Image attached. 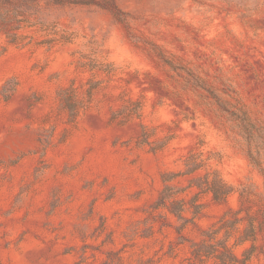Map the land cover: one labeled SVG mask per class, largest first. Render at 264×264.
I'll use <instances>...</instances> for the list:
<instances>
[{
    "label": "rangeland",
    "instance_id": "obj_1",
    "mask_svg": "<svg viewBox=\"0 0 264 264\" xmlns=\"http://www.w3.org/2000/svg\"><path fill=\"white\" fill-rule=\"evenodd\" d=\"M117 2L124 21L58 9L52 33L25 25L19 44L0 26V264H184L189 240L227 205L203 196L183 243L171 214L164 226L158 216L152 236L147 227L162 174L182 169L192 149L214 152L227 181L264 190L236 123L191 81L202 76L264 125V0ZM72 85L93 90L74 122L58 97ZM125 106L141 116L114 120ZM144 128L150 145L140 143Z\"/></svg>",
    "mask_w": 264,
    "mask_h": 264
},
{
    "label": "trees",
    "instance_id": "obj_2",
    "mask_svg": "<svg viewBox=\"0 0 264 264\" xmlns=\"http://www.w3.org/2000/svg\"><path fill=\"white\" fill-rule=\"evenodd\" d=\"M87 8L89 11L102 10L111 13L116 20L124 21L126 13L118 6L117 0H0V26L8 37L10 43H23L26 35L19 29L40 26V29L52 33L55 21L51 19L58 9L65 11L68 8ZM120 15V16H118ZM192 85L202 90L203 96L210 99L219 111L226 114L240 129L241 135L249 144L248 155L251 163L259 169L264 176L262 150L264 149V125L252 116L246 104L234 96L224 97L221 93L207 86V80L200 75L191 73ZM11 81H7V84ZM7 85L3 86L2 94L6 100L10 99ZM14 89V88H13ZM13 91V90H11ZM62 109L67 112L68 120L74 122L83 110H87L93 99V90H80L72 85L62 87L58 91ZM236 99V100H235ZM125 106L124 110L113 115L114 120L134 118V114ZM138 117L141 113H136ZM151 134L144 128L140 143L151 144ZM174 138L173 134L162 142L151 147L159 150ZM200 145H202L200 143ZM199 148V147H198ZM263 148V149H262ZM217 157L214 152L206 153L200 149L190 150L184 159V167L179 170H167L162 174L164 187L158 198L151 205L150 224L147 227V236L154 234L155 225L162 216L163 226L166 221L171 223L169 214L175 216L179 225L175 228L185 240L183 230L203 213L206 201L203 196L219 204H226L227 209L208 228L201 230L199 240L190 241V254L185 258L184 264H260L254 259H264V190L259 185L241 184L237 186L227 181L219 168L212 164ZM185 178L188 183L178 185ZM188 192H192L190 198ZM237 195V207L230 205V198ZM191 212V216L187 212ZM158 216H160L158 218ZM166 219V221H165ZM173 225V224H170ZM250 242L249 246H245ZM240 246H244L241 252Z\"/></svg>",
    "mask_w": 264,
    "mask_h": 264
}]
</instances>
